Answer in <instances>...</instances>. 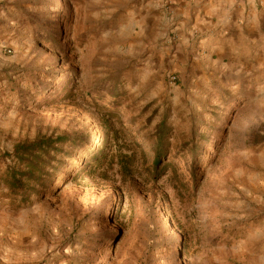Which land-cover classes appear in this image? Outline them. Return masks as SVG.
<instances>
[{"label":"rangeland","instance_id":"rangeland-1","mask_svg":"<svg viewBox=\"0 0 264 264\" xmlns=\"http://www.w3.org/2000/svg\"><path fill=\"white\" fill-rule=\"evenodd\" d=\"M190 10L0 0V264H264V16ZM61 136L13 194L16 145Z\"/></svg>","mask_w":264,"mask_h":264},{"label":"trees","instance_id":"trees-1","mask_svg":"<svg viewBox=\"0 0 264 264\" xmlns=\"http://www.w3.org/2000/svg\"><path fill=\"white\" fill-rule=\"evenodd\" d=\"M66 140L67 138L63 136L56 138L41 137L32 142L17 144L14 155L19 161V166L24 167V169L13 170L15 175L8 187L11 192L24 197L31 183L44 186V177L48 175L46 168L51 166V163L56 162L55 157H51L50 153H59L60 149L57 146ZM160 145H163V141H160ZM163 151L161 147L159 152ZM157 164L158 161H156Z\"/></svg>","mask_w":264,"mask_h":264},{"label":"crops","instance_id":"crops-1","mask_svg":"<svg viewBox=\"0 0 264 264\" xmlns=\"http://www.w3.org/2000/svg\"><path fill=\"white\" fill-rule=\"evenodd\" d=\"M191 7L194 26L213 25L219 30L226 29V25L231 22L240 25L246 21L247 12V16L253 14L257 19L261 18L260 14L264 16V0H177L179 12L190 13Z\"/></svg>","mask_w":264,"mask_h":264},{"label":"built area","instance_id":"built-area-1","mask_svg":"<svg viewBox=\"0 0 264 264\" xmlns=\"http://www.w3.org/2000/svg\"><path fill=\"white\" fill-rule=\"evenodd\" d=\"M175 80V77H171V83Z\"/></svg>","mask_w":264,"mask_h":264}]
</instances>
